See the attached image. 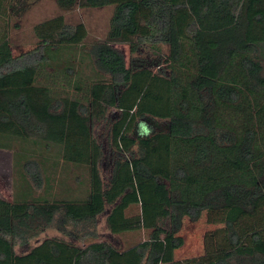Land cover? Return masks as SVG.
Listing matches in <instances>:
<instances>
[{
	"label": "trees",
	"instance_id": "16d2710c",
	"mask_svg": "<svg viewBox=\"0 0 264 264\" xmlns=\"http://www.w3.org/2000/svg\"><path fill=\"white\" fill-rule=\"evenodd\" d=\"M55 4L113 7L105 40L85 51L107 80L87 87L84 103L38 86L49 57L81 45L85 27L61 16L44 21L33 29L37 46L13 56L4 30L28 3L0 0V137L57 147L61 161L87 169V183L56 200L0 199V264H264V0ZM116 45L128 46L127 66ZM159 45L166 56L140 57ZM61 74L79 89L80 76ZM148 78L160 111L141 107ZM22 167L40 187L37 162ZM132 207L137 213L127 215ZM203 212L222 227L204 234L201 256L175 261L183 219ZM47 230L67 240L30 247ZM139 231L147 238L124 250L113 239Z\"/></svg>",
	"mask_w": 264,
	"mask_h": 264
},
{
	"label": "rangeland",
	"instance_id": "374dc122",
	"mask_svg": "<svg viewBox=\"0 0 264 264\" xmlns=\"http://www.w3.org/2000/svg\"><path fill=\"white\" fill-rule=\"evenodd\" d=\"M27 3V11L19 18H11L4 30L13 56L30 51L37 46V39L34 36L33 29L44 21L61 16L67 24L81 23L85 27L86 38L82 44L74 48L62 49L55 56L56 59L49 57L51 62L54 61L52 68H44L36 82L38 86L49 85L48 87L59 97H68L69 99L79 100L84 103L87 87L96 81L107 80V77L104 75L100 74L96 76L92 69V63L86 57L85 51L91 44L105 40L113 7L101 9L75 8L71 11H62L56 6L55 0H27ZM2 27L0 26V33ZM115 48L123 54L127 66L128 60L132 57L128 46L116 45ZM167 54V47L159 45L157 51L150 49V51L140 57L142 59L149 57L152 60L158 56L164 57ZM72 68L80 74H69ZM64 71L71 76L70 79L72 81H75L74 76L81 77L82 83L77 85L78 90L75 89V86L71 82L67 83L68 80L61 74ZM184 80L180 79L182 83ZM145 89L147 94L142 99L141 107L152 108L153 110L159 109L160 111V106L154 104L156 103L154 98L159 96V91L153 79L148 78ZM95 132L100 133L102 138L106 136V129L102 125H97ZM5 141L10 148L0 149L1 200L8 203L19 200L23 201L27 200L24 199L27 195L29 201L32 199L37 201H42L43 199L56 200L58 198L70 197L73 193L76 196L75 192L77 191L76 188H79V183H81L80 188L84 189L83 187L87 183V169L84 166H73L61 161L57 147L50 146L49 149L44 150L30 143H22L11 140V138L0 137V145L4 144ZM18 154L22 157L17 163ZM25 160L37 162L42 176L40 187H36L27 174H25L22 167ZM137 211V207H132L127 212V215H134ZM221 227V225L207 224L205 212L200 215L196 222H190L187 218H184L181 230L178 233V236L183 240V246L175 252L174 260L178 261L201 256L203 254L204 234ZM97 231L102 240H108V231L106 230L104 217L99 219ZM113 237L114 240L120 242L119 248L124 250L147 238V233L139 231ZM52 238L67 240L58 232L47 230L36 240L31 241L30 247L40 244L44 239ZM21 251L19 248L16 249V253H21Z\"/></svg>",
	"mask_w": 264,
	"mask_h": 264
},
{
	"label": "crops",
	"instance_id": "0c3cea01",
	"mask_svg": "<svg viewBox=\"0 0 264 264\" xmlns=\"http://www.w3.org/2000/svg\"><path fill=\"white\" fill-rule=\"evenodd\" d=\"M174 257H175V253H174Z\"/></svg>",
	"mask_w": 264,
	"mask_h": 264
}]
</instances>
